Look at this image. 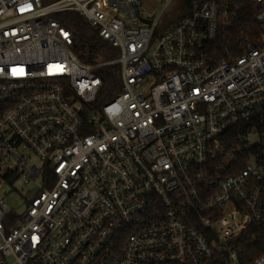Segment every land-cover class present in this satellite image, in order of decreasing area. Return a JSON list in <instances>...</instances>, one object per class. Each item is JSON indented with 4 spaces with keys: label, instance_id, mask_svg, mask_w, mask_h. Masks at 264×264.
I'll return each instance as SVG.
<instances>
[{
    "label": "built area",
    "instance_id": "built-area-1",
    "mask_svg": "<svg viewBox=\"0 0 264 264\" xmlns=\"http://www.w3.org/2000/svg\"><path fill=\"white\" fill-rule=\"evenodd\" d=\"M65 11L117 49L110 98ZM260 226L264 0H0V264H264Z\"/></svg>",
    "mask_w": 264,
    "mask_h": 264
},
{
    "label": "trees",
    "instance_id": "trees-1",
    "mask_svg": "<svg viewBox=\"0 0 264 264\" xmlns=\"http://www.w3.org/2000/svg\"><path fill=\"white\" fill-rule=\"evenodd\" d=\"M47 2V0H42ZM58 21L69 27L73 33V43L71 49L74 55L83 63L97 64L94 68L95 74L100 78L101 87L97 99L110 98L113 92L117 91L119 85L118 72L119 66L115 63L101 64L109 62L116 57L118 51L109 43L103 41L98 32L90 27L87 21L76 11H65L54 14ZM256 229V228H255ZM249 230V229H248ZM249 236L253 232H248ZM256 241L247 242L246 256L251 259L258 255H264V228L260 226L255 231ZM245 234V232H244Z\"/></svg>",
    "mask_w": 264,
    "mask_h": 264
},
{
    "label": "rangeland",
    "instance_id": "rangeland-1",
    "mask_svg": "<svg viewBox=\"0 0 264 264\" xmlns=\"http://www.w3.org/2000/svg\"><path fill=\"white\" fill-rule=\"evenodd\" d=\"M177 4L173 3L168 9L163 11V17L162 21L166 22L169 20H173V18H176L180 15H182V12L184 11V8H177ZM161 4L157 5L154 9L153 13L156 14V12L160 9ZM15 191H11L7 196H5L8 205L13 209L15 212H21L25 208V202L24 198H31L32 195L36 193V191L39 189V185L37 183H31L29 184H22L17 182L15 184ZM9 188L7 186H3V191H8Z\"/></svg>",
    "mask_w": 264,
    "mask_h": 264
}]
</instances>
